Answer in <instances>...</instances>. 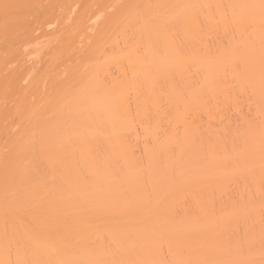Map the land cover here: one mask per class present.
<instances>
[{
	"label": "bare ground",
	"instance_id": "1",
	"mask_svg": "<svg viewBox=\"0 0 264 264\" xmlns=\"http://www.w3.org/2000/svg\"><path fill=\"white\" fill-rule=\"evenodd\" d=\"M0 264H264V0H0Z\"/></svg>",
	"mask_w": 264,
	"mask_h": 264
}]
</instances>
